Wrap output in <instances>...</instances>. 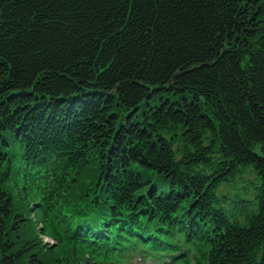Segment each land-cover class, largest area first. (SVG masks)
Returning <instances> with one entry per match:
<instances>
[{
  "label": "trees",
  "instance_id": "trees-1",
  "mask_svg": "<svg viewBox=\"0 0 264 264\" xmlns=\"http://www.w3.org/2000/svg\"><path fill=\"white\" fill-rule=\"evenodd\" d=\"M260 1L0 0V264H264Z\"/></svg>",
  "mask_w": 264,
  "mask_h": 264
},
{
  "label": "rangeland",
  "instance_id": "rangeland-1",
  "mask_svg": "<svg viewBox=\"0 0 264 264\" xmlns=\"http://www.w3.org/2000/svg\"><path fill=\"white\" fill-rule=\"evenodd\" d=\"M44 240H45V242H47V243H49V244H54L53 240H51V239L48 238V237H45ZM127 264H129V263H127ZM136 264H145V263L142 262V261H137Z\"/></svg>",
  "mask_w": 264,
  "mask_h": 264
},
{
  "label": "water",
  "instance_id": "water-1",
  "mask_svg": "<svg viewBox=\"0 0 264 264\" xmlns=\"http://www.w3.org/2000/svg\"><path fill=\"white\" fill-rule=\"evenodd\" d=\"M263 10H264V2L259 5L258 11L256 12V14H260Z\"/></svg>",
  "mask_w": 264,
  "mask_h": 264
},
{
  "label": "flooded vegetation",
  "instance_id": "flooded-vegetation-1",
  "mask_svg": "<svg viewBox=\"0 0 264 264\" xmlns=\"http://www.w3.org/2000/svg\"><path fill=\"white\" fill-rule=\"evenodd\" d=\"M259 17H260V21L264 22V11H263V14H261Z\"/></svg>",
  "mask_w": 264,
  "mask_h": 264
}]
</instances>
